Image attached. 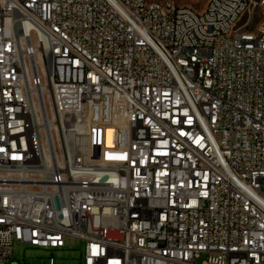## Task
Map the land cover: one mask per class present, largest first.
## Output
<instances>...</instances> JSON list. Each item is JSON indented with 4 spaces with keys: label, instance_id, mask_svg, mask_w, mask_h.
Listing matches in <instances>:
<instances>
[{
    "label": "built area",
    "instance_id": "1",
    "mask_svg": "<svg viewBox=\"0 0 264 264\" xmlns=\"http://www.w3.org/2000/svg\"><path fill=\"white\" fill-rule=\"evenodd\" d=\"M67 238L264 264V0H0V264Z\"/></svg>",
    "mask_w": 264,
    "mask_h": 264
},
{
    "label": "rangeland",
    "instance_id": "2",
    "mask_svg": "<svg viewBox=\"0 0 264 264\" xmlns=\"http://www.w3.org/2000/svg\"><path fill=\"white\" fill-rule=\"evenodd\" d=\"M179 6H189L196 11H201L205 7L208 0H171ZM115 115V113H114ZM116 116H121L118 111ZM122 124L120 123V126ZM84 241L67 238L63 248H37L29 244L19 243L13 244V253L10 260H6L4 264H49L50 258L54 264H80L83 257ZM204 256L198 260L200 262Z\"/></svg>",
    "mask_w": 264,
    "mask_h": 264
},
{
    "label": "bare ground",
    "instance_id": "3",
    "mask_svg": "<svg viewBox=\"0 0 264 264\" xmlns=\"http://www.w3.org/2000/svg\"><path fill=\"white\" fill-rule=\"evenodd\" d=\"M98 123H99L100 125H105L106 121H104V120H100V121H98ZM107 139H108V138H107Z\"/></svg>",
    "mask_w": 264,
    "mask_h": 264
}]
</instances>
